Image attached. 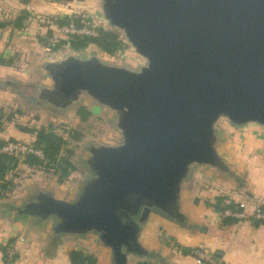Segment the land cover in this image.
<instances>
[{"label": "water", "instance_id": "obj_1", "mask_svg": "<svg viewBox=\"0 0 264 264\" xmlns=\"http://www.w3.org/2000/svg\"><path fill=\"white\" fill-rule=\"evenodd\" d=\"M99 13L143 66L69 54L40 60L48 85L6 83L52 109L86 93L117 113L120 142L90 147L92 175L74 194L41 189L0 212L49 221L54 237H94L111 264H158L141 239L149 219L191 227L182 188L192 168L230 171L219 122L264 128V0H102Z\"/></svg>", "mask_w": 264, "mask_h": 264}, {"label": "crops", "instance_id": "obj_2", "mask_svg": "<svg viewBox=\"0 0 264 264\" xmlns=\"http://www.w3.org/2000/svg\"><path fill=\"white\" fill-rule=\"evenodd\" d=\"M0 34L1 83L11 75L26 81L40 62L38 43L24 41V30L15 27L0 29ZM16 59L24 64L23 69L12 66ZM12 100V93L0 87V105L11 106ZM227 124L232 127L228 136L219 126L217 133L230 171L196 165L183 184L182 203L191 227H179L156 215L144 226L141 239L159 254L158 264H208L193 249H201L223 264H264V222L250 217L224 222L219 210L231 202L249 215L256 204L264 207V128ZM10 244L16 251L13 264H71L69 253L74 249L94 255L99 264H111L108 249L94 237H54L49 221L16 220L0 212V264L3 248Z\"/></svg>", "mask_w": 264, "mask_h": 264}, {"label": "rangeland", "instance_id": "obj_3", "mask_svg": "<svg viewBox=\"0 0 264 264\" xmlns=\"http://www.w3.org/2000/svg\"><path fill=\"white\" fill-rule=\"evenodd\" d=\"M101 4L102 0L78 2L66 0H0V20L15 21L20 16L24 17L19 29L25 32L24 41L31 42L32 40L33 44L38 43L39 60H57L69 54H76L81 57L96 55L108 64L139 69L145 64V60L127 43L120 30L109 27L102 19L99 13ZM72 12L86 14L93 18L99 26L114 32L124 42L125 48L113 55L107 54L95 44L77 50L69 45L70 38L53 32L47 23L40 22V18L49 16H62V20H65ZM56 35L61 41L52 43V38ZM2 37L0 34V40ZM65 41L66 43H64ZM28 65L31 66V64ZM12 66L21 70L24 64L20 63L18 59L16 62L12 60ZM9 79L12 81L19 80L14 75H11ZM25 82L29 85H48L50 79L42 66H38L34 72L30 71ZM3 85L5 86L3 87ZM0 87L6 91L9 90L13 95L11 106L2 107L0 105V143L2 144L0 148L10 142L22 143L36 148L34 143L37 141V133L43 129L50 131L53 128L62 137L57 164L44 159L42 165H29L25 162L27 154L20 152L11 155L15 161L9 165L5 177H0V202L23 204L27 200L33 199L34 192L41 189L56 190V192L67 196L72 195L92 175L87 164V159L91 154L90 147L120 142L121 132L117 126V113L99 105L86 93L83 94L79 102L66 109H52L45 101L38 104L26 100L18 92L22 90L18 83L14 86H8L6 82L2 84L0 81ZM81 106H85L90 111L86 120L81 119L77 114ZM227 123H229L228 120L223 119L218 126L228 136L227 133L231 131L232 127ZM235 128L240 127L236 126ZM67 163L74 169L71 170L68 178L63 182H58L62 167L67 166ZM161 236L166 235L162 232ZM7 246H4L3 253ZM194 250H192L193 254H195ZM97 264H99L98 259Z\"/></svg>", "mask_w": 264, "mask_h": 264}, {"label": "trees", "instance_id": "obj_4", "mask_svg": "<svg viewBox=\"0 0 264 264\" xmlns=\"http://www.w3.org/2000/svg\"><path fill=\"white\" fill-rule=\"evenodd\" d=\"M24 17L20 16L15 21H2L0 20V29H4L7 26H13L15 28H20L21 23ZM69 18H65V20H61L62 24L67 23ZM66 43V41L64 42ZM69 45H71L74 49H84L90 44H95L107 54L113 55L117 51L124 49V42L117 36L114 32L104 27L99 28L98 36H90V37H72L68 41ZM77 114L81 117V119L86 120L90 111L85 107L81 106ZM61 141L62 137L59 136L56 131L52 128L50 131L40 130L37 133V141L34 143L37 149H41L44 153V158H40L35 154H27L25 162L29 165H42L43 160L47 159L51 163L57 164L58 162V154L61 150ZM2 144L0 143V146ZM12 154L2 153L0 152V177L4 178L6 174V170L9 165L13 164L15 158L11 156ZM67 161V160H65ZM61 166V165H60ZM74 169L70 164L67 163V166L62 167L61 175L58 178V182H63L66 178H68L71 170ZM222 198H219V203L222 202ZM262 210H264L263 206H260ZM242 210L234 202H231L225 207L219 208L220 212L224 216V222H233L236 218L225 216V210ZM5 250V249H4ZM69 258L71 264H97V259L94 255L88 254L81 249L71 250L69 253Z\"/></svg>", "mask_w": 264, "mask_h": 264}, {"label": "built area", "instance_id": "obj_5", "mask_svg": "<svg viewBox=\"0 0 264 264\" xmlns=\"http://www.w3.org/2000/svg\"><path fill=\"white\" fill-rule=\"evenodd\" d=\"M61 17L62 16H49L45 18H40V22L47 23L50 26V29L53 30V32H57L58 34L67 38L90 37V36H98L99 34V28L101 26H99L93 20V18L87 16L86 14H82L79 12H72V14L68 16L69 20L65 24L61 23L62 20ZM52 40H53L52 43H58L61 41L57 35L53 36ZM0 152L7 154L21 152L24 154H35L40 158H44V153L41 149L29 147L23 145L22 143H16V142H10L3 145L0 148ZM224 215L236 219H247L250 217L255 221L264 222V210H262L260 206L257 204L254 206V212L251 215H249L244 210L233 211L230 209L225 210ZM193 252L199 259H201L202 261L208 264H223L222 262L214 259L209 253L201 249H195ZM15 256H16V251L14 246L8 245L4 250L3 264H13L15 260Z\"/></svg>", "mask_w": 264, "mask_h": 264}]
</instances>
